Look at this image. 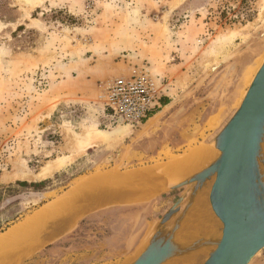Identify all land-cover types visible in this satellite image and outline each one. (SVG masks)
Listing matches in <instances>:
<instances>
[{"label":"rangeland","instance_id":"rangeland-1","mask_svg":"<svg viewBox=\"0 0 264 264\" xmlns=\"http://www.w3.org/2000/svg\"><path fill=\"white\" fill-rule=\"evenodd\" d=\"M262 1L0 0V187L49 180L42 192L1 189L0 233L92 173L163 167L189 149L212 150L209 143L264 60ZM19 26L24 30L13 37ZM109 49L119 50L115 60L140 55L139 65L148 68L150 60L142 52L135 55L159 52L156 58L172 69L150 72L169 103L143 125L123 126L122 132L97 102L98 88L94 93L83 77ZM81 91L87 98L75 103ZM94 130L107 133L106 145L78 153V138ZM59 158L65 163L39 176ZM155 172L140 179L154 180ZM167 179L154 182L158 187L146 201L94 214L51 249L18 264H128L182 191L158 194L170 185ZM202 205L200 215L208 212ZM249 264H264V249Z\"/></svg>","mask_w":264,"mask_h":264},{"label":"water","instance_id":"water-1","mask_svg":"<svg viewBox=\"0 0 264 264\" xmlns=\"http://www.w3.org/2000/svg\"><path fill=\"white\" fill-rule=\"evenodd\" d=\"M209 145L220 153L214 163L159 191L164 194L182 190L128 264H176L192 259L193 264H249L264 249V60L239 106ZM166 165L103 175H119V180L136 186H153L155 181L165 179ZM156 169L158 178L141 182L142 175ZM211 181L209 196L202 199L199 191ZM87 183L102 184L89 180ZM65 195L66 191L53 203ZM204 203L208 221L199 213ZM196 215L202 224L194 223ZM190 220L194 224L189 225ZM207 234L209 243L204 240ZM12 244L11 241L0 251V264L24 260L22 256L6 255L17 248ZM201 248L203 254L191 256Z\"/></svg>","mask_w":264,"mask_h":264},{"label":"crops","instance_id":"crops-1","mask_svg":"<svg viewBox=\"0 0 264 264\" xmlns=\"http://www.w3.org/2000/svg\"><path fill=\"white\" fill-rule=\"evenodd\" d=\"M94 50L96 51L97 49L95 48ZM141 52L144 59H147V61L150 60L151 64L149 63V71L152 74L158 73L160 75H165V73H170L172 70L170 67L164 64V58H156V56L161 57V53L152 52L151 54H148L149 50L143 49L135 56ZM119 53V50H113L111 52L110 49L107 50V54L101 58L96 57L97 59L93 60L95 63L87 70L85 74H83L87 85L93 90L94 93L96 92L98 81L116 76L131 75L135 70V65L139 66V63L142 61V59L139 57L140 55L137 56L138 58L128 57L127 60H115V57L118 56ZM93 56H95L94 53ZM156 86L157 89H161L162 91L164 90L160 84L156 83ZM86 98L87 93L81 91L75 95L74 101L75 103H81L80 99L84 101ZM169 100L170 96L164 92L160 101V105L166 106L169 103ZM113 173L116 172L110 170L103 172L102 175ZM90 176H94V173L77 180L68 189V191L66 190V195L58 202H52L48 205L40 207L38 210L34 211L30 215L18 221L13 226L9 227L8 229L13 227L12 229L15 230L14 228L17 227V225L20 226V224L25 222V220L27 221L29 217L31 218V216L43 211L44 209L53 211L52 214L47 216V218L42 220V222L33 226H29V228H27V226V230L25 229L24 231L14 235V239L11 241L13 243V247L16 246L17 248L11 250L9 254L6 255L16 257L22 256L24 257V260L28 259L40 253L42 250L47 248L51 249V246L59 243V241L67 237L70 232L78 225V223L84 219L97 213L110 211L111 209L122 208L132 203H139L135 200L131 201L129 198L134 197V194L137 193L139 190L138 187L140 185L136 186L130 183H125L124 181L119 180V178L116 180L114 179L112 184L107 183L109 185L105 184L104 182H102V184H98L99 186L89 185L87 183V177ZM134 186L137 187H135V190L137 191L134 190L132 192ZM7 230H5L3 233H0V235H4ZM9 242H7L5 245L9 244ZM5 245L1 246L0 251L5 247Z\"/></svg>","mask_w":264,"mask_h":264},{"label":"bare ground","instance_id":"bare-ground-1","mask_svg":"<svg viewBox=\"0 0 264 264\" xmlns=\"http://www.w3.org/2000/svg\"><path fill=\"white\" fill-rule=\"evenodd\" d=\"M263 4H264V0L262 1ZM28 3V2H26ZM31 3V2H30ZM262 4V5H263ZM264 6V5H263ZM262 6V7H263ZM262 13V12H261ZM260 14V13H259ZM263 14V13H262ZM262 16V15H261ZM253 25V24H252ZM250 26V25H249ZM251 28V27H250ZM247 29V28H246ZM249 31L248 30H245L243 31L245 33H247ZM248 34V33H247ZM233 36H236V34H234ZM244 36V35H243ZM234 38V37H233ZM214 55V53H213ZM119 129L116 128V132H122L125 128L121 125V126H118ZM125 131V130H124ZM126 133V132H125ZM107 140V133L104 131V130H94V131H91V132H86L83 136L79 137L78 140L76 141V150H78L77 152L80 153L86 149H90V148H93L99 144H102L104 142H106ZM105 144V143H104ZM106 145V144H105ZM212 147V150L211 149H208V148H193V149H189L187 150L185 153H183L184 155H181L182 157H179V158H173L171 159L167 165H166V175L168 177V182L169 183H177L178 181H180L183 177H186V176H189V175H192V174H195L199 171H201L202 169L206 168L207 166H209L210 164L214 163L218 157L220 156V153L218 151V149H216L214 146H210ZM71 158V157H70ZM73 158V157H72ZM71 158V159H72ZM70 159V160H71ZM69 160V159H68ZM67 161V160H66ZM63 162L65 163V159H57V160H54L52 163L50 162L49 164H47V166H45L44 168H42L40 170V173H39V176H45L47 174H49L52 170L60 167ZM151 171H156L155 173H158L159 171L156 170H151ZM150 171V172H151ZM149 173V172H147ZM144 175H147V174H144ZM149 175V174H148ZM156 176V175H155ZM158 176V175H157ZM150 177V175H149ZM152 177V175H151ZM143 177L141 178V182L142 183H146L148 182V176H147V179ZM107 179H110V181H107ZM115 178L114 177H108L106 179H104V177L100 174H97L94 176H90L87 178V181L89 180V182H92V183H95V182H104L105 184L107 183H111L113 182ZM155 179V177H154ZM116 180V179H115ZM151 180H153V178H151ZM150 180V181H151ZM107 181V182H106ZM214 181V179H213ZM213 181H211L210 183L209 182H206L202 185L201 187V190L199 191V194L202 196V199H206L208 198L209 196V193H210V189H211V186H212V183ZM160 183V181H159ZM163 183V181H162ZM103 184V185H105ZM158 184V183H157ZM154 183L153 186L149 187V186H139V190H135L137 187L134 186L132 192L135 190L137 191V193L134 194V197L132 198H129L131 199V201L135 200H139V201H142V200H145L147 199L148 197H150V195L155 191L154 189L156 187H158V185ZM98 185V184H97ZM109 185V184H107ZM106 185V186H107ZM161 185V184H160ZM96 186V185H95ZM99 186V185H98ZM136 187V188H135ZM162 187V186H161ZM123 188V187H122ZM112 189V188H111ZM118 189V188H117ZM131 190V189H130ZM103 192V191H102ZM105 192V190H104ZM103 192V194H104ZM131 192V191H130ZM100 193V192H99ZM106 193V192H105ZM155 193V192H154ZM119 194V193H118ZM129 194V193H128ZM101 195V194H100ZM102 196V195H101ZM114 196V195H113ZM112 198V197H111ZM115 198V197H113ZM116 199V198H115ZM130 201V200H129ZM115 203V202H114ZM203 207V205H202ZM205 208V207H204ZM203 209V208H202ZM201 210V208H200ZM207 210V209H206ZM53 211H50V210H43L39 213H36L35 215L31 216V218L29 217L27 219V221L25 220V222H23L22 224L17 225V227H15L13 230L12 228L8 229L4 235H0V248L1 246L5 245L7 242H11L12 239H14V235H16L17 233L21 232V231H24L27 228H29V226H33L37 223H40L42 222V220H44L45 218H47V216H49L50 214H52ZM202 212H205L204 211H201V216L204 218L206 216V214H202ZM204 215V216H203ZM208 216V214H207ZM197 217V216H196ZM197 219V218H196ZM199 220V219H198ZM191 221V220H190ZM200 221V220H199ZM205 221V220H204ZM197 223V221H196ZM199 223V222H198ZM202 223V222H201ZM190 224V223H189ZM17 228V229H16ZM12 229V230H11ZM27 230V229H26ZM208 231L210 232V229H208ZM206 237V236H205ZM207 238V237H206ZM210 239V238H209ZM205 240V238H204ZM207 241V240H206ZM210 241V240H209ZM208 241V243H209ZM9 242V243H10ZM8 245V244H7ZM5 245V246H7ZM201 250H203V248H201ZM200 250V251H201ZM200 251H198L197 253H200ZM193 256V254L191 255ZM200 256V255H199ZM195 260V259H194ZM194 260L192 259V263L194 262ZM185 261V260H183ZM188 262V261H187ZM187 262H183V263H186ZM182 263V262H180ZM179 263V264H180ZM178 264V263H176Z\"/></svg>","mask_w":264,"mask_h":264},{"label":"built area","instance_id":"built-area-1","mask_svg":"<svg viewBox=\"0 0 264 264\" xmlns=\"http://www.w3.org/2000/svg\"><path fill=\"white\" fill-rule=\"evenodd\" d=\"M97 102L112 124L141 126L161 109V89H157L148 65L135 67L133 74L104 79L97 84Z\"/></svg>","mask_w":264,"mask_h":264},{"label":"trees","instance_id":"trees-1","mask_svg":"<svg viewBox=\"0 0 264 264\" xmlns=\"http://www.w3.org/2000/svg\"><path fill=\"white\" fill-rule=\"evenodd\" d=\"M245 5V3H244ZM68 21H70V19H72L71 17L67 16ZM247 19L250 20L251 19V14H248ZM72 23V22H70ZM24 27L23 26H19L17 27V29L15 30V32L12 34L13 37H15V34H17L20 31H23ZM39 47V45H34L33 48L31 49H37ZM31 167V165H30ZM49 180L47 181H42V182H35V183H27V182H21V181H16L12 184H9L8 186H1L0 187V197H1V189H3L4 191H8L11 192L14 189L16 190V188H20L22 191H32V192H42V189L46 187V183H48ZM17 218H19V215L15 217L14 220H16ZM7 228V227H6ZM3 231V230H2ZM0 231V232H2Z\"/></svg>","mask_w":264,"mask_h":264}]
</instances>
